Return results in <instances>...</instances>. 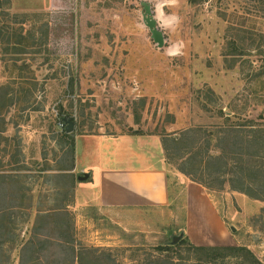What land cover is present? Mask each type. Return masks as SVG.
I'll list each match as a JSON object with an SVG mask.
<instances>
[{
    "label": "rangeland",
    "instance_id": "374dc122",
    "mask_svg": "<svg viewBox=\"0 0 264 264\" xmlns=\"http://www.w3.org/2000/svg\"><path fill=\"white\" fill-rule=\"evenodd\" d=\"M58 1L0 0L12 38L0 43V264H211L186 245L158 249L190 239L183 170L225 223L214 246H248L264 263V4L170 0L181 23L159 47L142 6L154 15L157 0ZM178 41L183 54L167 56ZM128 134L156 158L166 141L169 205L105 210L83 189L98 136L122 147Z\"/></svg>",
    "mask_w": 264,
    "mask_h": 264
},
{
    "label": "crops",
    "instance_id": "0c3cea01",
    "mask_svg": "<svg viewBox=\"0 0 264 264\" xmlns=\"http://www.w3.org/2000/svg\"><path fill=\"white\" fill-rule=\"evenodd\" d=\"M58 2L50 0L53 5ZM107 136H98V163L90 169L92 179L83 186L93 191L96 205L105 210L169 205L170 176L166 169L165 148L157 149L156 158L152 148L139 149L132 143V135H124L125 143H129L122 147L109 143ZM184 188L187 199L185 230L189 238L198 246L224 244L217 237L221 238L225 223L213 212L210 194L190 178L185 181ZM197 202L199 208L195 207ZM195 227L202 229L204 236H195Z\"/></svg>",
    "mask_w": 264,
    "mask_h": 264
},
{
    "label": "trees",
    "instance_id": "16d2710c",
    "mask_svg": "<svg viewBox=\"0 0 264 264\" xmlns=\"http://www.w3.org/2000/svg\"><path fill=\"white\" fill-rule=\"evenodd\" d=\"M198 1L199 0H190V2H192V3H196ZM257 1H259V3L264 4V0H257ZM4 26L5 25L0 24V43L3 42L7 45V47H9L8 45L11 43L12 38L10 36L5 38L6 34L4 32L6 31L7 33H9L10 26L7 25V26H5V28H4ZM14 38L16 39V43L20 44V39L23 38V34H21V35L15 34ZM15 47H17V46L15 45L14 48ZM16 52H20V51H16ZM219 113L222 117H225L226 119H228L227 121H230L232 118V116L227 115V113L224 112L222 109L219 110ZM200 129L202 130V127ZM233 129H234V131H236V127H234ZM259 131H264V130H259ZM220 132H223V130H221ZM186 134H185V138H186V136L189 135L188 133H186ZM206 134H207V131H206ZM212 135H213V133H210L208 135L210 141L212 139ZM169 137L170 136H167V138H168L167 140H169ZM180 137L184 139V136L183 137L180 136ZM180 137L174 136L173 138H171V141L178 142L180 140ZM163 144H164L165 150H168V146H167L165 140H163ZM245 167H246V165L244 162L243 163H237V169L244 170ZM255 167L256 166H250L249 168L247 167V169H249V171H250V172L248 171V173H250V175H252L253 177H254V174L256 173V171H258V169ZM183 171L185 173H187V175H189V176L191 175V178L193 181L204 184V183L200 182L198 178L192 177L194 175H192L191 173L186 172V170H183ZM235 172L237 173V170H235ZM232 183H233L232 184L233 186L236 185L234 183V180H232ZM252 185H254V184L251 182H248V184H247V182H242L240 185L234 186V188L237 189L238 191L249 193L253 197H260L259 196L261 193L260 189L257 188L255 185H254L255 187H253ZM13 208L14 207L11 206L9 209L12 210ZM65 213H66L67 221H69L68 213L67 212H65ZM9 219H11V217ZM41 244H43V246H45L46 242H42ZM28 245H29V243H27L25 246H28ZM182 245H186L190 251H193L197 255L196 256L197 261H204L206 263L217 264L218 261L220 260L221 263L226 264V260H229V259H238L237 261H240L242 259V262H239L236 264H264L263 262H261V260L255 255V253L248 246H244V245H239V246H236V245L198 246V245L194 244L193 242H191L190 239L183 238L178 243L170 244V245H167L165 247L159 246L158 249L163 250L165 252V250L170 251V250H173L174 247L182 246ZM174 259L175 258L172 257V259H171V257H170V259H166L162 263L163 264H178L180 260H174ZM39 264H41V262Z\"/></svg>",
    "mask_w": 264,
    "mask_h": 264
},
{
    "label": "clouds",
    "instance_id": "9594fccd",
    "mask_svg": "<svg viewBox=\"0 0 264 264\" xmlns=\"http://www.w3.org/2000/svg\"><path fill=\"white\" fill-rule=\"evenodd\" d=\"M174 5L170 0H157L154 8V19L157 21L158 27L162 31H176L181 23V17L172 12H165V8H171ZM138 27L143 30L144 25L140 24ZM183 42L178 41L172 44L166 50V55L169 57H176L183 54Z\"/></svg>",
    "mask_w": 264,
    "mask_h": 264
},
{
    "label": "water",
    "instance_id": "95a60500",
    "mask_svg": "<svg viewBox=\"0 0 264 264\" xmlns=\"http://www.w3.org/2000/svg\"><path fill=\"white\" fill-rule=\"evenodd\" d=\"M143 6V20L149 30L151 31V36L153 40L158 44L159 47H163L165 45V36L162 30L158 28L157 21L154 19V15L152 12L151 4L148 1L142 2ZM64 124L66 125V132L71 133L75 130V121L65 117L63 118ZM90 176V173L85 172L79 176L80 179L85 180ZM174 243L177 242V240L173 241Z\"/></svg>",
    "mask_w": 264,
    "mask_h": 264
}]
</instances>
